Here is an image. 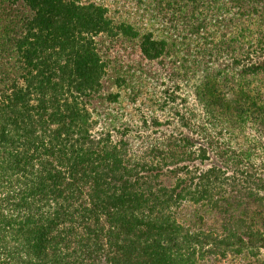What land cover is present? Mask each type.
I'll use <instances>...</instances> for the list:
<instances>
[{
  "label": "trees",
  "instance_id": "16d2710c",
  "mask_svg": "<svg viewBox=\"0 0 264 264\" xmlns=\"http://www.w3.org/2000/svg\"><path fill=\"white\" fill-rule=\"evenodd\" d=\"M0 264H264V0H0Z\"/></svg>",
  "mask_w": 264,
  "mask_h": 264
}]
</instances>
